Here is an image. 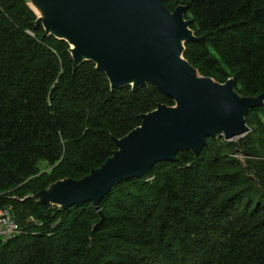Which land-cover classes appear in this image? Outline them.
Instances as JSON below:
<instances>
[{
	"label": "trees",
	"instance_id": "obj_1",
	"mask_svg": "<svg viewBox=\"0 0 264 264\" xmlns=\"http://www.w3.org/2000/svg\"><path fill=\"white\" fill-rule=\"evenodd\" d=\"M197 40L183 57L203 76L264 94V0H164ZM28 0H0V208L20 232L0 239V264H264V99L245 115L237 144L207 137L199 154L115 184L65 209L30 196L105 162L140 115L172 98L147 87H111L69 44L45 34ZM238 154L243 156L241 159ZM47 169H41V165Z\"/></svg>",
	"mask_w": 264,
	"mask_h": 264
},
{
	"label": "water",
	"instance_id": "obj_2",
	"mask_svg": "<svg viewBox=\"0 0 264 264\" xmlns=\"http://www.w3.org/2000/svg\"><path fill=\"white\" fill-rule=\"evenodd\" d=\"M29 6L45 34L69 44L74 68L90 60L111 87L150 82L174 101L141 114L140 124L114 138L116 149L89 174L57 180L30 196L43 204L65 209L90 201L100 212L115 184L145 175L157 162L175 161L179 151L199 154L207 137L247 133V111L263 105L264 94L240 95L232 78L217 82L183 57L185 42L198 39L185 20L186 5L171 11L164 0H30Z\"/></svg>",
	"mask_w": 264,
	"mask_h": 264
},
{
	"label": "built area",
	"instance_id": "obj_3",
	"mask_svg": "<svg viewBox=\"0 0 264 264\" xmlns=\"http://www.w3.org/2000/svg\"><path fill=\"white\" fill-rule=\"evenodd\" d=\"M19 232L20 229L13 217L12 206L7 205L0 208V239H10Z\"/></svg>",
	"mask_w": 264,
	"mask_h": 264
},
{
	"label": "rangeland",
	"instance_id": "obj_4",
	"mask_svg": "<svg viewBox=\"0 0 264 264\" xmlns=\"http://www.w3.org/2000/svg\"><path fill=\"white\" fill-rule=\"evenodd\" d=\"M29 1L30 0H28V4H29ZM185 20H187V19H185ZM248 126V125H247ZM249 127V126H248ZM250 131V128H249V130H248V132ZM248 132L247 133H245V134H243V135H240V136H237V137H235L234 139H231V141L232 142H235L236 144H237V152H239V147H238V143L239 142H241V141H243V140H245L246 138H247V134H248ZM237 156H239L241 159H243V156L242 155H240V154H238ZM41 169H47V167H46V165H44V164H42L41 166Z\"/></svg>",
	"mask_w": 264,
	"mask_h": 264
},
{
	"label": "bare ground",
	"instance_id": "obj_5",
	"mask_svg": "<svg viewBox=\"0 0 264 264\" xmlns=\"http://www.w3.org/2000/svg\"><path fill=\"white\" fill-rule=\"evenodd\" d=\"M32 7L34 8V10H35L39 15H41V10H40L39 5H37V4H33V3H32ZM180 42H182V40H180Z\"/></svg>",
	"mask_w": 264,
	"mask_h": 264
}]
</instances>
